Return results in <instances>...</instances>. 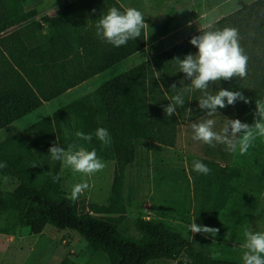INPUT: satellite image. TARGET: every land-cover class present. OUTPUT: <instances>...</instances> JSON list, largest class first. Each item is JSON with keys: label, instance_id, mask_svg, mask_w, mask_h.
Returning <instances> with one entry per match:
<instances>
[{"label": "trees", "instance_id": "1", "mask_svg": "<svg viewBox=\"0 0 264 264\" xmlns=\"http://www.w3.org/2000/svg\"><path fill=\"white\" fill-rule=\"evenodd\" d=\"M5 1L9 6L14 2ZM111 7L123 11L114 0L70 1L55 17L43 20L50 32L40 39L33 24L19 26L26 22L24 15L17 17L14 9L5 10L0 0V130L145 48L144 29L140 38L120 47L97 36L96 20ZM18 11L23 14L21 7ZM14 26L19 27L8 32ZM224 27L239 30V43L248 57L247 76L220 80L210 84L208 91H239L250 101H237L217 112L238 118L253 111L255 100L264 99V0L236 10L0 142V163H7L0 172L19 182L11 192L0 190V214L11 216L10 227L28 229L32 234H39L48 225L59 231H75L91 249L104 252L110 264H148L155 260L239 264L214 260L196 251L180 233L162 222L139 219L135 228L140 238H134L119 232V220L102 216L106 208H96L93 215L81 213L77 204L61 192L60 179L53 182L52 176H60L61 162L53 161L48 151L56 143L65 150L72 143L89 151L95 149L99 159L114 162L116 188L124 169L134 161L135 141L171 146L182 123L206 115L198 107L202 96L198 90L185 93V107H178L177 114L166 116L164 107L190 84L175 58L198 51L190 43L193 36ZM173 84L177 89H171ZM186 108L192 110L187 118ZM100 127L110 133L108 146L95 136ZM76 131L92 134L93 138L90 142L78 140ZM34 164L37 166L32 167ZM210 164L212 175L207 174L205 184L211 186L212 203H225L226 195L218 182L225 185V181H236L238 171L218 170L213 167L216 164ZM61 264L74 263L65 260Z\"/></svg>", "mask_w": 264, "mask_h": 264}, {"label": "rangeland", "instance_id": "2", "mask_svg": "<svg viewBox=\"0 0 264 264\" xmlns=\"http://www.w3.org/2000/svg\"><path fill=\"white\" fill-rule=\"evenodd\" d=\"M70 1L74 0H65L64 5L53 8L55 12L52 15H47L52 10L49 3L51 0H14L15 3L13 2L11 7L9 2L3 0V6L6 7L5 10L14 9L17 17L24 15L26 22L19 26L33 24L37 29V36L41 39L50 32L48 24L43 20L55 17ZM254 1L232 2L234 10L231 14ZM118 5L123 9L121 4ZM19 7L22 9V15L18 11ZM19 26L12 27L8 32L18 29ZM144 49L97 75L98 77L90 79L91 83L43 104L26 117L1 129L0 142L52 115L58 108L93 93L112 78L158 55H149V51ZM255 111L256 108L238 118L217 112L213 117L205 115L184 122L178 127L171 146L146 140L135 141L134 161L124 169L116 188L113 182L116 171L113 161L100 159L106 167L91 176L73 173L71 169L64 168L61 164V192L69 198L71 186L86 181L89 187L74 201L79 211L93 215L96 208H106L102 216L119 220V232L122 235L140 238V233L135 228V223L139 219L162 222L169 229L180 233L196 251L212 259L213 255L218 253L214 260L243 264L241 245L245 242L244 230L248 228L264 232V190L261 187H264V137H258L248 152L241 155L238 150L229 151L223 144L212 147L203 141L193 140L190 124L211 118L215 120L213 130L219 132L227 119H239L242 123L252 125ZM197 160L205 165L210 163L225 165L229 169L246 166V171L254 177L261 176L262 182L255 179L248 182L225 181V185L218 182L219 188L225 192L223 193L226 195V202L212 203L211 186L205 184V180L208 181L207 175L193 169V162ZM18 184L15 179L0 172L2 192H11ZM232 184L234 187H231ZM233 188L235 194L231 193ZM11 220L8 214H0V264H61L65 260L74 264H110L104 252L91 249L75 231H59L48 225L39 234H32L28 229L10 227ZM194 220L198 225L216 228L219 231L216 235L193 234L189 231L188 225ZM148 264L178 263L155 260Z\"/></svg>", "mask_w": 264, "mask_h": 264}, {"label": "clouds", "instance_id": "3", "mask_svg": "<svg viewBox=\"0 0 264 264\" xmlns=\"http://www.w3.org/2000/svg\"><path fill=\"white\" fill-rule=\"evenodd\" d=\"M96 34L103 41L114 47L126 45L129 40L140 38L145 27L144 16L136 8H126L121 11L117 7H111L105 14L96 20ZM190 43L198 49L195 54L189 53L183 59L175 58L180 72L190 80L185 86L171 97V102L164 107L166 116L177 114V108L185 107V93L198 90L202 93L198 100V107L205 110L207 117L217 114V109H223L229 105H235L237 101L249 103L239 91H231L220 88L215 93L208 91L209 85L220 80H230L233 77L245 78L247 76L248 57L239 43V30L234 27L202 31V34L193 36ZM171 89H177L173 84ZM256 111L254 123L249 125L239 119H227L223 128L214 131L215 120L211 118L201 119L190 124L193 132L192 139L203 141L212 147L216 144L226 145L229 151H239L246 154L253 142L258 137H264V99L255 100ZM192 113L190 108L185 109V117ZM74 135L78 140H92V134L76 131ZM95 136L105 145L111 144V136L106 128L95 130ZM49 154L53 161L61 162L64 168H69L73 173L91 176L102 171L106 164L98 157L95 149L89 151L76 143L69 144L67 149L57 143L49 148ZM37 165H32L36 167ZM7 163H0V168H6ZM193 169L202 174H209L211 169L201 161L193 162ZM52 175L51 171L48 173ZM53 182L60 179L59 174L52 176ZM89 187L86 181L71 186L70 197L76 201ZM191 233H207L216 235L219 229L198 225L195 220L188 225ZM245 242L241 245L243 264H264V232L244 230ZM219 254L215 253L213 259Z\"/></svg>", "mask_w": 264, "mask_h": 264}, {"label": "crops", "instance_id": "4", "mask_svg": "<svg viewBox=\"0 0 264 264\" xmlns=\"http://www.w3.org/2000/svg\"><path fill=\"white\" fill-rule=\"evenodd\" d=\"M234 1L239 0H117L123 9L132 7L143 14L146 35L144 51H149V55L165 52L180 41L228 16L234 10V7L231 6ZM49 3L52 10L47 15H52L55 12L53 8H56V6L61 7L64 5L65 0H51ZM87 83H91V81H86L67 93ZM207 166L209 167V165ZM213 167H217L218 170H221L220 168L228 171L237 170L238 174L235 178L239 182L244 180L248 182L252 179L262 182V177H254L253 174L246 171V166L232 169L227 168L225 165ZM261 187L264 190V187Z\"/></svg>", "mask_w": 264, "mask_h": 264}]
</instances>
